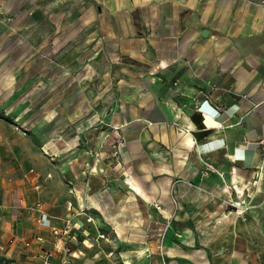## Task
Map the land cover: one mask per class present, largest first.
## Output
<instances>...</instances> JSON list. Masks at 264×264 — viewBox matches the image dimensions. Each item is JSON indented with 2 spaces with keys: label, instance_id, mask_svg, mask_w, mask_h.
Instances as JSON below:
<instances>
[{
  "label": "crops",
  "instance_id": "crops-1",
  "mask_svg": "<svg viewBox=\"0 0 264 264\" xmlns=\"http://www.w3.org/2000/svg\"><path fill=\"white\" fill-rule=\"evenodd\" d=\"M259 1L0 0V264H264Z\"/></svg>",
  "mask_w": 264,
  "mask_h": 264
},
{
  "label": "built area",
  "instance_id": "built-area-1",
  "mask_svg": "<svg viewBox=\"0 0 264 264\" xmlns=\"http://www.w3.org/2000/svg\"><path fill=\"white\" fill-rule=\"evenodd\" d=\"M259 5L264 6V0H260L258 2ZM120 145L117 144V148L114 151L115 158L119 156V150L118 147ZM47 178H51V175H48ZM41 186H36V189H41ZM70 193H73V190H70ZM228 206L230 208H233L236 213L243 214L248 210V207L245 205L244 201H229ZM157 209L159 207L156 206ZM91 218H88V221L91 222ZM75 231V222L72 217H67L63 220L61 226H55L51 228V235L54 238L53 241V248L51 250H41L38 254V258L40 259V264H54L52 258L54 255L58 253L63 254H70L72 257L76 255L70 249L68 246H66L65 241L67 239L73 238ZM101 239H104V235H99ZM37 240L40 243L44 242V239L42 237H37ZM4 251V247L0 246V252Z\"/></svg>",
  "mask_w": 264,
  "mask_h": 264
},
{
  "label": "bare ground",
  "instance_id": "bare-ground-1",
  "mask_svg": "<svg viewBox=\"0 0 264 264\" xmlns=\"http://www.w3.org/2000/svg\"><path fill=\"white\" fill-rule=\"evenodd\" d=\"M236 193L238 194V197L241 198V196H242V190H241L240 187L237 188V192Z\"/></svg>",
  "mask_w": 264,
  "mask_h": 264
},
{
  "label": "water",
  "instance_id": "water-1",
  "mask_svg": "<svg viewBox=\"0 0 264 264\" xmlns=\"http://www.w3.org/2000/svg\"><path fill=\"white\" fill-rule=\"evenodd\" d=\"M260 72L264 74V68H260Z\"/></svg>",
  "mask_w": 264,
  "mask_h": 264
}]
</instances>
